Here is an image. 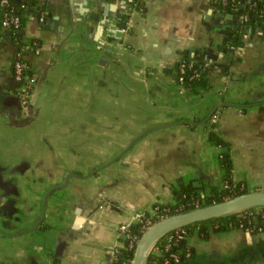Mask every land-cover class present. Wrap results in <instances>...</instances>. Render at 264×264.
Instances as JSON below:
<instances>
[{
	"label": "crops",
	"instance_id": "obj_1",
	"mask_svg": "<svg viewBox=\"0 0 264 264\" xmlns=\"http://www.w3.org/2000/svg\"><path fill=\"white\" fill-rule=\"evenodd\" d=\"M238 19L214 0H36L21 28L37 41L25 52L34 89L42 78L33 107L17 94L4 32L0 264H113L120 225L172 202L174 183H224L210 116L231 143L232 180L238 167L263 178L264 23L224 50ZM183 55L202 59L207 87L178 81ZM187 243L195 264H264V231L194 230Z\"/></svg>",
	"mask_w": 264,
	"mask_h": 264
},
{
	"label": "trees",
	"instance_id": "obj_2",
	"mask_svg": "<svg viewBox=\"0 0 264 264\" xmlns=\"http://www.w3.org/2000/svg\"><path fill=\"white\" fill-rule=\"evenodd\" d=\"M145 0H131L133 6L139 9L144 8ZM222 10H232L229 5H222L220 0H214ZM36 0H8L6 5H0V23L1 19L6 12H12L19 15L20 25L18 28L11 27L10 31H7L5 35L9 36L16 44L17 47L26 45L21 37V28L24 25L25 15L34 9ZM257 5L249 7V4L245 2L243 10L248 14V19L241 21L238 19L234 30L226 37L222 43L223 49L230 47L242 46L244 43L243 37L246 33V29H253L256 25L264 23V0H256ZM39 15V13H38ZM46 13H44L43 20L46 19ZM37 41L33 40L29 43V50L36 47ZM27 48V49H28ZM26 49V50H27ZM24 51V61L27 63L25 69L26 73H31L28 68V62ZM13 62V60H12ZM184 63L183 81L182 84L193 89L198 87L208 86V77L206 74V66H203L201 58L193 55H183L176 63V69L178 63ZM178 74V73H177ZM212 116L209 121L213 123ZM208 137L222 150L219 152L218 162L220 167L224 171L225 185L216 186L208 181L203 180L200 177L181 179L177 183L172 185L173 202L158 203L157 215L151 216L153 221L158 220L165 214H173L179 211L194 208L199 205L208 204L215 201H220L224 198L240 194L248 191L246 186L241 185L240 182L232 180V161L228 152L229 143L222 137H220L212 128L208 132ZM255 214L250 212L255 211ZM149 216L146 212L141 221L130 222L126 225L127 233L141 235L144 223V218ZM249 228L251 232H257L258 227L264 229V206L245 209L243 211L224 215L216 218H212L206 221H198L185 226L188 233L180 241L174 244L175 250L178 251L180 261L185 264H195L193 259V250L187 243V236L192 231L196 230L202 237L207 236L210 230L224 231L230 228ZM190 247L191 256L185 257V251ZM134 247L128 246V239L125 240V245L119 247L113 258V264H128V260L133 258ZM149 257V263H152L153 258ZM155 264H160V260L157 259Z\"/></svg>",
	"mask_w": 264,
	"mask_h": 264
},
{
	"label": "built area",
	"instance_id": "obj_3",
	"mask_svg": "<svg viewBox=\"0 0 264 264\" xmlns=\"http://www.w3.org/2000/svg\"><path fill=\"white\" fill-rule=\"evenodd\" d=\"M248 3L249 7H254L257 5L256 0H220V3L222 5H229L232 10L237 11L238 17L241 21L248 19V14L243 10L244 4ZM8 3V0H0V5H6ZM40 20H43V16H40ZM20 25V17L17 14H14L12 12H6L4 13L1 23H0V38L4 36V32L11 30V27L18 28ZM122 32H125L126 27L122 26L120 28ZM27 45H22L16 48L14 52L13 62H12V71L14 78L19 82V86L17 88V94L19 96V99L23 105H27L30 102L33 90H34V84L36 82V76L33 73H26L25 69L27 67L26 61H24V51L27 49ZM176 72L177 79L180 83L183 81V72H184V63H178ZM157 208L158 204L153 205V211L152 213H148L149 216L144 218V224L141 226L143 230L147 228L150 224H152L154 221L151 219V216L157 215ZM257 212V209L255 211L250 212V214H255ZM146 212H139L135 214L133 222L141 221L142 217L144 216ZM169 214H165L164 216H167ZM161 216L160 218L164 217ZM159 218V219H160ZM153 221V222H152ZM156 221V220H155ZM130 223V222H129ZM128 223H123L120 225V236H121V245L120 247H123L125 245V240L128 239V246L134 247L136 245V242L139 238L136 234H130L127 233L126 225ZM246 231H250L249 228L243 227ZM257 231H264L262 227H258ZM186 233H188L187 229L184 227H178L170 232L166 233L163 237H161L156 243H154L149 250V257H151L152 263L149 264H155V262L160 260V264H185L180 261L178 251L175 250L174 244H176L178 241H180L184 236H186ZM118 250V249H117ZM191 249L188 247V249L185 251V257L191 256ZM133 258L128 260V264H132Z\"/></svg>",
	"mask_w": 264,
	"mask_h": 264
},
{
	"label": "water",
	"instance_id": "obj_4",
	"mask_svg": "<svg viewBox=\"0 0 264 264\" xmlns=\"http://www.w3.org/2000/svg\"><path fill=\"white\" fill-rule=\"evenodd\" d=\"M49 19L50 18H47L48 21ZM44 27L48 28L50 27V24L46 23L44 24ZM41 80L42 78L39 79L34 92L32 93L29 102L30 107H33L37 93L41 86ZM213 111L210 112L208 117L213 113ZM262 206H264V189H254L224 198L220 201L199 205L191 209L164 216L154 221L143 230L134 248L132 264H149L150 247L166 233L175 228L184 227L198 221H206L212 218L237 213L245 209Z\"/></svg>",
	"mask_w": 264,
	"mask_h": 264
},
{
	"label": "rangeland",
	"instance_id": "obj_5",
	"mask_svg": "<svg viewBox=\"0 0 264 264\" xmlns=\"http://www.w3.org/2000/svg\"><path fill=\"white\" fill-rule=\"evenodd\" d=\"M208 121H206V129H207V134H208V132H209V130L214 126V124L213 123H211L210 121H209V119H207ZM216 132V131H215ZM217 133V132H216ZM218 134V133H217ZM219 135V134H218ZM208 136V135H207ZM220 136V135H219ZM221 137V136H220ZM208 139H209V137H208ZM210 140V139H209ZM228 143H229V145H228V152L230 151V146H231V143H230V141L229 140H227V139H225ZM210 141H212V140H210ZM213 142V141H212ZM214 143V142H213ZM222 150V148H220L219 147V150L217 151V153H216V159H217V161H218V156H219V152ZM116 155H118V154H116ZM115 155V156H116ZM115 156L114 157H112L109 161H111V160H113L114 158H115ZM262 157H263V160H262V163L259 165V167H258V171H264V151H262ZM106 163V162H105ZM219 163V162H218ZM103 164L104 163H102V164H100V165H96V167H95V169H98V168H100V167H102L103 166ZM99 166V167H98ZM238 169H239V176H238V178H239V182L241 183V185H245L246 186V189L249 191V190H254V189H256V187H262L261 189H264V172H260V173H262V176H263V178H261V177H254V175H253V169L251 168V167H238ZM66 176V175H65ZM253 182H254V184H253ZM211 183V182H210ZM212 184H214V185H216V186H224L225 185V181H224V183L222 184V185H219V184H216V183H212ZM173 202V201H172ZM161 204V201H159V200H155L154 202H152L151 204H149L148 205V207H146V208H144V209H142V210H140V212H147V213H152V211H153V205L154 204ZM153 222V221H152Z\"/></svg>",
	"mask_w": 264,
	"mask_h": 264
}]
</instances>
